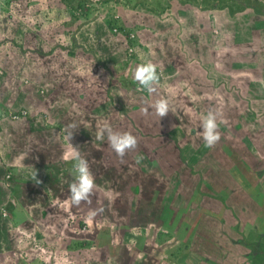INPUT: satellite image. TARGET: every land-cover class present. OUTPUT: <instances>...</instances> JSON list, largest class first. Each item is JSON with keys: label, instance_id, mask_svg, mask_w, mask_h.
Returning <instances> with one entry per match:
<instances>
[{"label": "rangeland", "instance_id": "1", "mask_svg": "<svg viewBox=\"0 0 264 264\" xmlns=\"http://www.w3.org/2000/svg\"><path fill=\"white\" fill-rule=\"evenodd\" d=\"M219 4L172 0L158 15L87 0L70 14L63 0H0V138L17 154L10 162L41 166L0 168V264H221L224 255L234 264L239 208L255 209L264 232V14ZM112 15L124 28L108 25ZM148 61L155 93L132 81ZM160 98L175 111L161 119L151 108ZM209 110L221 133L214 148L202 140ZM105 124L137 136L123 162L106 135L95 138ZM44 130L53 154L28 150ZM73 146L95 177L91 205L71 203ZM13 180L33 194L25 209L1 204Z\"/></svg>", "mask_w": 264, "mask_h": 264}, {"label": "clouds", "instance_id": "2", "mask_svg": "<svg viewBox=\"0 0 264 264\" xmlns=\"http://www.w3.org/2000/svg\"><path fill=\"white\" fill-rule=\"evenodd\" d=\"M133 79L142 88L146 89L149 93H155L157 91V85L160 80V76L157 71V65L151 61L139 64L133 74ZM151 108L154 110L155 115L160 119L167 116L169 111L175 112L170 106L169 100L166 98L157 99ZM147 113L148 109H142ZM202 128V140L206 147L214 148L221 140V133L219 131V125L217 122V113L214 110H209L206 116L201 120ZM77 129L75 124L69 123L61 130L65 139L70 142L74 136V131ZM105 135L107 137V143L116 155L123 162V158L127 153L136 149L138 145L137 136L129 131H115L113 128L105 124L97 134L96 139L104 140ZM74 147V146H73ZM75 151L70 154V158L73 163V181L69 184V193L71 203L74 206L79 207L82 203L88 205L92 204V197L96 195L97 186L95 183V177L91 171L88 160L81 155L80 150L74 147ZM69 159V157H65ZM144 159L143 156H137L136 162L140 163ZM31 179L35 184L39 185L42 180L38 178V171L35 170L31 174ZM105 212L103 207L91 209L88 213L90 217H96L102 215Z\"/></svg>", "mask_w": 264, "mask_h": 264}, {"label": "trees", "instance_id": "3", "mask_svg": "<svg viewBox=\"0 0 264 264\" xmlns=\"http://www.w3.org/2000/svg\"><path fill=\"white\" fill-rule=\"evenodd\" d=\"M87 0H63V3L70 10V14H73L75 9H83L84 4ZM172 0H118V2L123 3L124 5H128L136 7L140 6L147 10H150L158 15L164 13L170 6ZM181 4H189L193 6H199L201 9L206 8H214L218 7V3L220 2L219 7H227L231 13H235L237 11H242L246 8H252L257 14H264V5L258 2V6L251 2L250 0H178ZM255 1V0H254ZM119 17L109 16L107 17V22L110 27L118 26L120 28H124L122 21H119ZM131 44V41H130ZM134 82V80H132Z\"/></svg>", "mask_w": 264, "mask_h": 264}, {"label": "flooded vegetation", "instance_id": "4", "mask_svg": "<svg viewBox=\"0 0 264 264\" xmlns=\"http://www.w3.org/2000/svg\"><path fill=\"white\" fill-rule=\"evenodd\" d=\"M255 209H248L246 207H240L237 220L239 222L238 231L240 237H238L237 245L239 250L232 253H236L233 261L234 264H264V232L256 234L254 224L251 223L252 219L256 217L254 213ZM262 217L261 212L259 218ZM240 230H243V235ZM242 247H246L243 249ZM231 254V252H229ZM223 254H226L223 252ZM209 258V256H207ZM223 257H219L221 264H229L225 262ZM207 264H216L214 259L209 260Z\"/></svg>", "mask_w": 264, "mask_h": 264}, {"label": "crops", "instance_id": "5", "mask_svg": "<svg viewBox=\"0 0 264 264\" xmlns=\"http://www.w3.org/2000/svg\"><path fill=\"white\" fill-rule=\"evenodd\" d=\"M48 134L49 133L47 132V130H44V132H41L40 134H38L37 135V137H39L38 141H37L38 145H36L35 143H30V145H29L30 147L28 148V150H30V151L36 150L37 151V150H40L43 147L47 146L46 149L48 150V148H49L48 153H50V154L55 153V148H56L55 142L53 141V138L50 137ZM6 150H7L6 141H3V139L0 138V155H1V158L3 160V163L0 164V168L6 167V166H4L6 164L11 165V166H15V164H16L17 170L21 171L22 173L28 170V172L30 173V172H32L31 170H33L37 167L38 168L41 167L38 163L39 161L34 160L33 157L32 158L22 157L24 165H22V163L20 161H17L16 163L10 162L7 155L16 156L17 154L12 155L11 151H9V150L6 151ZM49 162H50V159L46 158V163H49ZM57 162H58V160H57ZM30 163H32L31 165H33V164L36 165V167L31 166ZM28 167L30 169H27ZM13 181L16 183V185L11 187L10 191H6V197H4V199L1 200V204L4 203L5 201L8 202L9 204L18 203L23 209H25L26 203L28 202L29 198H31V196L33 197V194L29 193V192L27 193V191L25 190V186H23V185L20 186V188H21L20 189L17 182L15 180H13ZM15 186H16V188H15Z\"/></svg>", "mask_w": 264, "mask_h": 264}, {"label": "built area", "instance_id": "6", "mask_svg": "<svg viewBox=\"0 0 264 264\" xmlns=\"http://www.w3.org/2000/svg\"><path fill=\"white\" fill-rule=\"evenodd\" d=\"M25 113V110L16 111L12 114L14 117H19L20 115H23Z\"/></svg>", "mask_w": 264, "mask_h": 264}]
</instances>
